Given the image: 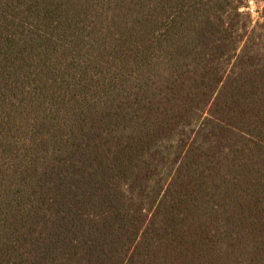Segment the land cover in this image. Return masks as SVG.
<instances>
[{
  "label": "trees",
  "instance_id": "trees-1",
  "mask_svg": "<svg viewBox=\"0 0 264 264\" xmlns=\"http://www.w3.org/2000/svg\"><path fill=\"white\" fill-rule=\"evenodd\" d=\"M0 264H264V0H0Z\"/></svg>",
  "mask_w": 264,
  "mask_h": 264
},
{
  "label": "rangeland",
  "instance_id": "rangeland-1",
  "mask_svg": "<svg viewBox=\"0 0 264 264\" xmlns=\"http://www.w3.org/2000/svg\"><path fill=\"white\" fill-rule=\"evenodd\" d=\"M251 9L253 11L252 13L250 12L252 14V17L257 18V12H256L257 9H256V7L254 5H252Z\"/></svg>",
  "mask_w": 264,
  "mask_h": 264
},
{
  "label": "built area",
  "instance_id": "built-area-1",
  "mask_svg": "<svg viewBox=\"0 0 264 264\" xmlns=\"http://www.w3.org/2000/svg\"><path fill=\"white\" fill-rule=\"evenodd\" d=\"M252 5H253V3H252V2H249V11H250L251 13L253 12L252 9H251Z\"/></svg>",
  "mask_w": 264,
  "mask_h": 264
}]
</instances>
